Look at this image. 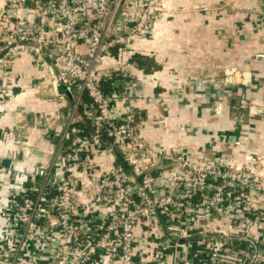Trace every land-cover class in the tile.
Here are the masks:
<instances>
[{
	"label": "built area",
	"instance_id": "1",
	"mask_svg": "<svg viewBox=\"0 0 264 264\" xmlns=\"http://www.w3.org/2000/svg\"><path fill=\"white\" fill-rule=\"evenodd\" d=\"M171 12L158 0H1L0 102L11 92V61L23 54L40 70L50 67L61 97L78 95L49 162L31 181L21 177L9 203L18 230L2 231L0 264H159L169 242L191 229L207 243L210 264H264V248L250 257L225 240L240 229L252 246L246 226L264 224L262 161L245 152L237 165L201 162L185 149L153 148L133 113L117 106L138 92L129 43ZM109 79L105 91L101 81ZM79 104L88 131L72 123ZM213 104L218 112L220 102ZM247 113L264 114V106ZM113 149L120 161L104 165ZM25 238L33 253L21 252Z\"/></svg>",
	"mask_w": 264,
	"mask_h": 264
},
{
	"label": "crops",
	"instance_id": "2",
	"mask_svg": "<svg viewBox=\"0 0 264 264\" xmlns=\"http://www.w3.org/2000/svg\"><path fill=\"white\" fill-rule=\"evenodd\" d=\"M158 1L172 12L158 15L129 43L133 57L140 55L145 62L137 66L132 56L127 60L132 73L141 75L138 92L135 100L118 102V108L133 113L138 131L153 148L185 149L196 161L216 158L234 165L249 152L264 164V114L247 113L249 105L264 106V0ZM9 70L11 92L0 102V235L5 229L18 230L9 203L21 177L28 175L31 181L49 162L57 131L71 120L69 109L78 95L61 97L63 89L56 86L50 67L38 69L35 59L25 54L14 58ZM227 78L230 83H224ZM109 82L101 81L103 90H109ZM79 99L83 103L87 97ZM40 118L43 125L36 124ZM234 139L242 144L232 146ZM112 152L104 165L120 161L119 152ZM239 231L225 237L226 247L250 257L264 248L263 223L246 226L255 236L252 246ZM189 233L169 242L159 264H177L180 258L210 264L207 243L196 230ZM20 249L33 253L32 241L25 238Z\"/></svg>",
	"mask_w": 264,
	"mask_h": 264
},
{
	"label": "trees",
	"instance_id": "3",
	"mask_svg": "<svg viewBox=\"0 0 264 264\" xmlns=\"http://www.w3.org/2000/svg\"><path fill=\"white\" fill-rule=\"evenodd\" d=\"M131 56L133 57L134 54H132ZM139 56L137 55V56H135V58L133 57L137 61L136 62L137 63V66H141L145 62V58L139 57ZM82 95H84V94H81V96ZM87 101H88L87 99L86 100H83V103H86ZM81 107H82V104H79L77 106L78 109H77V112L75 114V117L73 118L72 123L74 125H77V126L82 127L83 131H85L86 123H85V121H84V119L82 118V115H81V109H82Z\"/></svg>",
	"mask_w": 264,
	"mask_h": 264
},
{
	"label": "water",
	"instance_id": "4",
	"mask_svg": "<svg viewBox=\"0 0 264 264\" xmlns=\"http://www.w3.org/2000/svg\"><path fill=\"white\" fill-rule=\"evenodd\" d=\"M260 9H261V11L264 12V4L260 6ZM118 10H119V7L116 9L115 16L117 15ZM216 95H217L218 97L221 96V94H220V90H219V89L216 91ZM232 114H233V115H232L231 118L236 120L237 118H236L235 115H234L235 112L232 111ZM25 117H26V120H27V121H30V119H29V114H26ZM36 124H37V125H43V124H44V123H43V119H41V118L38 119V120L36 121Z\"/></svg>",
	"mask_w": 264,
	"mask_h": 264
},
{
	"label": "rangeland",
	"instance_id": "5",
	"mask_svg": "<svg viewBox=\"0 0 264 264\" xmlns=\"http://www.w3.org/2000/svg\"><path fill=\"white\" fill-rule=\"evenodd\" d=\"M179 10H182V9H179ZM179 10H178V11H179Z\"/></svg>",
	"mask_w": 264,
	"mask_h": 264
}]
</instances>
